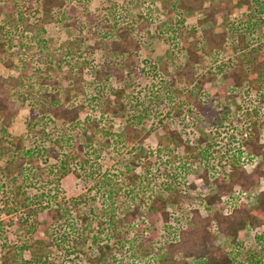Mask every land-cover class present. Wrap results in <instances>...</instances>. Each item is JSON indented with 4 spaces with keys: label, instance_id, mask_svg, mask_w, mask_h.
<instances>
[{
    "label": "trees",
    "instance_id": "obj_1",
    "mask_svg": "<svg viewBox=\"0 0 264 264\" xmlns=\"http://www.w3.org/2000/svg\"><path fill=\"white\" fill-rule=\"evenodd\" d=\"M93 1L91 5L81 4L78 0H22L21 3L3 0L0 3V13L7 17V20L0 24V58L10 67L18 64L20 68L15 75L2 76L0 79V89L3 93V96L0 94V119L7 121L16 113L13 108L15 104L7 102L15 94L24 101L28 95L35 93L32 103L36 104V107L34 104L32 107L28 105V127L36 135L33 146L22 151L17 149L0 169L14 186V189L9 190L8 187L0 185L1 190L5 187L7 192H10L7 205L20 203L26 214L25 223L23 222L25 239L17 237L16 240L10 241L5 237L1 243L0 264H38L41 257L35 260L27 259L24 257V251L31 250L35 242L41 244V233L56 220L70 222L79 219L82 223L85 222L83 236L80 238L85 239L91 233L89 226L93 222L80 207V204L84 203L83 199H58L61 193V179L72 170L65 164L89 167L87 164L91 151L100 149L102 142H110L117 136L133 143L143 135V123L155 114V110L140 103L134 93L129 91L130 80L136 73L135 64L138 63L141 35L148 33L149 22L112 18L109 12L116 10L119 0ZM97 1L103 5L96 6L94 3ZM243 6L246 7L245 11L240 8ZM184 11L200 12L203 23L216 25L222 19L226 28L214 32L213 28L209 27L202 30L199 41L190 43L188 38L195 35L197 30L183 29L182 25L184 26L186 21ZM167 13L172 16V23L169 25L174 28L172 38H179L188 53V58L182 59V66L172 74L170 84H173L174 90L173 96L168 99L172 101L175 96L184 95V100L178 104L179 107L189 105L203 118L211 123L215 122L220 117H217L218 111L213 108V100H220L222 103L231 99L235 95L233 89L254 77V74L258 73L260 77H264V49H260V52L253 49L242 51L228 63V69L219 66L218 71H211L205 70L199 43H207L204 54L211 57L213 55L216 62L217 55L225 47L227 39H235L240 44L256 34L264 36V0H171ZM234 15L239 20L238 27H234ZM54 20H59L65 27L72 29L66 40L62 41L51 32L48 26ZM84 44L91 48L95 46L98 51L101 49L106 56L105 61L92 64L84 55ZM4 56L7 57L4 59ZM163 70L164 73L172 72L168 66ZM222 71L224 83L220 90L216 91L213 97L204 98L202 92L205 85L222 74ZM84 74L92 78L97 97L90 101L74 103L73 95L84 94L85 86L81 84ZM16 90L18 91L14 93ZM39 112L40 116L37 114ZM117 117L124 118L126 122L119 134L114 133V125L110 122L111 118ZM56 119L63 120L66 126L52 132L48 138L53 145H47L46 141L42 140L43 136L47 135L44 132L45 127L49 121ZM38 126L41 128L37 130ZM68 127H72V130ZM163 128L164 133L158 138L160 147L176 143L173 148L177 155L174 156H178L182 149L187 152L189 160L203 163L202 177L205 183L213 182L217 191L201 197L196 206H189L190 197L186 195L187 192L177 189L171 178H165L160 187L168 192L171 202L176 205H188L183 217L190 224L180 226L175 238L163 240L159 228L152 230L151 226L159 221L168 224L172 212L167 208L168 196H160L153 191L148 198V205L153 210L134 205L123 216L139 231V234L127 240L134 249V258L141 260L154 254L158 264H257L258 260H264V233L257 236L258 248L251 257L253 259L247 262L238 259L232 252L233 249L228 251L226 245L216 243L223 235L226 240L229 239L239 247L242 234L250 229L252 221L257 220L258 225L264 228V189L258 192L253 206H249L243 199H235L231 202L230 210L225 211V197L233 190L238 187L240 191L248 192L255 189L261 179H264V152L260 143V130L254 125L251 131L242 132L243 150L238 149V156H229L225 164L214 167L208 156V148L202 146L204 142L207 143L205 137L187 140L170 125L165 124ZM87 133H90L92 143L88 144L85 136ZM12 142L17 145L15 141ZM244 154L248 157L246 161L242 159ZM30 157L34 158L32 162ZM50 157L59 159L64 165H58L56 171L51 168L46 172H38L40 177L37 178L36 172L43 170V163ZM136 165L135 161L129 160L125 163V168L119 170L121 178L129 185H136L135 187L142 180V175L135 171ZM27 167L35 174L27 173ZM39 179H44V189L51 185L54 194L49 201H53L54 205L43 207L40 201L39 205L34 203L48 195L44 193V189L36 192L34 197L27 195L28 186L36 184ZM95 184L107 192V200L112 199L110 208L113 209L115 197L121 195L113 187L112 178L103 174ZM191 185L195 186V183L192 182ZM129 190L132 191L133 188ZM121 198L123 199V196ZM11 209L9 207V210ZM95 217L98 224L103 225L102 228L110 231V235L103 237L102 231L96 234L92 241L97 245L99 253L94 257L88 255L87 258L93 264H102L101 260L108 257V264H118L117 256L110 253V249L113 243L116 244L120 240L121 235L130 231H118V223L122 220L118 221L114 214L105 218L97 215ZM43 219L44 221H41ZM140 219L141 224L138 222ZM114 237L118 240H113ZM103 238L105 240L98 241ZM121 246L124 244L121 243ZM189 258H193L194 262L191 263ZM42 264L53 263L43 260ZM126 264H129V261Z\"/></svg>",
    "mask_w": 264,
    "mask_h": 264
},
{
    "label": "rangeland",
    "instance_id": "obj_2",
    "mask_svg": "<svg viewBox=\"0 0 264 264\" xmlns=\"http://www.w3.org/2000/svg\"><path fill=\"white\" fill-rule=\"evenodd\" d=\"M2 1L0 0V3ZM13 1L21 3L22 0ZM78 2L91 5L94 1L78 0ZM170 2L171 0H119L116 10H110L109 13L112 18H122V20L125 18L140 19L141 22H149L148 33L145 32L141 35L142 42L138 51V63L135 64L136 73L130 80L129 91L134 93V97L140 103L148 105L153 111L155 110V114L143 123V135L133 143H128L124 138L117 136L110 142H102L99 147L100 149L91 151L88 156L89 163L87 164L90 168L87 166L84 168V166L73 163L65 164L66 167H70L72 170L61 179V193L58 199L62 198L67 201L73 197H81L83 199L84 203L80 204V207L83 213L89 216L90 221L93 222L89 226L91 233L85 239H80L83 236V225L85 222L82 223L79 219L70 222L56 220L48 229L41 233V244L35 242L31 250L24 251V257L27 259L35 260L41 257L38 264H42L43 260H47L53 264H93L91 260H88L87 256L94 257L99 253L97 245L92 241L94 236L101 231L103 237L106 234L110 235V231L102 228L103 225L98 224L95 216L105 218L114 214L118 221L122 220L120 224L118 223V231H130L127 234L121 235L119 241H117L118 238L116 237L112 238L117 242L116 244L113 243L110 253L117 256L118 264H126L127 261H129V264H158L154 254L141 260L134 258V249L127 240L139 234V231L136 229V226H133L132 222L130 223L127 219H124L123 216L134 205H138L141 208L149 207L150 210H153L148 205V198L153 191L160 196H168L167 198L169 199L168 192L160 187L165 178H171L174 181L172 182L173 185L177 189L187 192L186 195L190 197L189 206H196L199 204L201 197L217 191L213 182L209 184L205 183L201 174L204 167L203 163L189 160L187 152L182 149L178 156H174L177 155L176 150L174 151L176 143L168 147H160L158 138L159 135H163L165 130L163 126L165 124L176 129L187 140L197 139L200 136L205 137L207 143L204 142L202 146L208 148V156L214 167L225 164L229 156H238V149L241 148L243 150L241 133L251 131L254 125L260 130V143L263 145L262 151L264 152L263 75L260 77L258 73L254 74V77L246 80L242 85L235 87L233 89L235 95L231 99L225 100L222 103L220 100H213V108L218 111L217 117L220 118L212 123L210 120L203 118L189 105L187 107L185 105L179 107L178 104L184 100V95H177L174 100L169 101L168 97L173 96L174 90L173 84H170V82L172 83V74L175 69L182 66V59L188 58L187 50L183 48L180 39L172 38L174 28L169 26L172 23V16L167 13ZM94 4L96 6L100 5V7L103 5L102 2L98 1ZM240 8L242 11H245L246 7ZM183 14L186 19L184 26L182 25L183 29L189 30L190 28H195L197 30L195 35L188 38L190 43L199 41L202 30L209 27H212L214 32H220L226 28L225 22L222 19H220V23L213 25L212 23H203L200 12L184 11ZM4 20H7L6 15L0 13V24ZM233 21L235 23L234 27H238L237 24H240L239 20L235 17ZM48 27L62 41L66 40L72 32L70 27H65L59 20H54ZM87 42L89 43L90 41ZM206 44L204 41L199 43V48L203 53V64L206 66L205 70L211 69V71H214L217 69L218 71L219 66L228 69V63L238 57L242 51L253 49L260 52V49H264V36L256 34L250 37L248 41H243L240 44L235 39H227L225 47L217 55L218 60L216 59V62L213 60V55L211 57V55L204 54ZM82 50H84L85 57L94 65L105 61L106 56L104 52L101 49L98 51L95 46L91 48L84 44ZM6 57L4 56L3 58L5 59ZM14 61H16V56L14 57ZM167 66L172 71L171 73H164L163 68ZM19 69L18 64L10 67L0 58V79L2 76L15 75ZM112 80L114 82V78ZM222 83H224L223 71L222 74L220 73L205 85L206 87L202 92V96L204 98L213 97L215 92L220 90ZM81 84L85 86L84 94L81 96L73 95L74 103L82 100L90 101L97 97V91L93 88V80L88 74H84ZM114 84L116 85L115 82ZM1 91L0 89V94L3 96ZM34 95L35 93H32L33 97ZM32 96L28 95L26 97L27 100L24 99L23 101L21 97L19 98L15 94V96L7 101L15 104L13 108L16 109L14 110L16 113L12 115L11 119H7V121L0 119V169L4 167L5 160L10 155L12 156L17 149L20 148V151H22L33 146L36 135L29 130L27 123L30 116V107L28 105L32 107V104H34L32 103ZM34 107H36V104H34ZM37 114L41 115L40 112ZM83 117L84 114L82 113L81 119ZM110 120L111 124L114 125L112 128L114 133H121L126 123L125 119L117 117ZM63 126H66V124L61 119L49 121L44 130L47 135H44L42 140H45L47 145H53V142L48 138L49 135ZM40 128L38 126L36 129ZM68 129L72 130V127H68ZM85 136L88 144L92 143L90 133H87ZM12 141H15L17 145ZM30 158L32 162L34 158ZM242 159L246 161L248 159L247 155L244 154ZM258 159L256 158V160ZM129 160L135 161L137 164L135 171L142 175V180L138 182L139 185L137 187H135L136 185H129L119 175V170L124 169L125 163ZM58 165L62 166L64 162H60L57 158H48L47 162L43 163V170L36 172V177H40L38 172L41 171L46 172L51 168H54L56 171L59 168ZM27 168V173L30 174L32 172L30 175L35 174L31 168ZM103 174H108L112 178L113 187L121 195L115 197L114 203H112L113 209L110 208L112 199L107 200V192L95 186L96 180L100 179ZM192 182L195 183V186L191 185ZM0 185L8 187L9 190L14 189L13 184L8 181L3 171H0ZM44 185V179H39L36 184L28 186L27 195L34 197L36 192H41L44 189ZM50 186L44 189V193L50 194V196L48 197L47 195L44 199L36 200L34 203L38 204L40 201L43 207L49 204L54 205L53 201H49V198L54 194ZM5 187L2 189L3 191L0 187V252L2 250L1 243L5 237L10 241L16 240L17 237L20 239H25L26 237L23 228V222L25 223L24 219L26 217L24 213L25 208L20 203L17 205H7V196L10 192H7ZM132 188L133 190L130 191L129 189ZM261 189H264V179H261L255 189L248 192H242L237 187L225 197L227 202L225 211L230 210L231 202L235 199H243L249 206H253L256 203L257 194ZM122 196L123 199L121 198ZM187 206L176 205L169 199L167 208L172 212L171 221L168 224L159 221L156 225L151 226L152 230L159 228L158 230L163 240L175 238L177 236V229L180 226L190 224L183 217L185 207ZM9 207L12 209L9 210ZM41 221H44V219ZM138 222L140 223L141 219ZM185 222L186 224H183ZM260 233H264V228L258 225V221L255 220L252 221L250 229L243 232L242 239L240 240L242 243L238 244L239 247L231 243L229 239L226 240V237L223 235L217 239L216 243L226 245V250L228 251L233 249L232 252L238 259L247 262V260L253 259L251 257L258 248L257 236ZM102 240H105V238L98 241ZM121 243L124 246H121ZM108 259V257L104 258L101 260V263L108 264ZM189 260L191 263L194 262L193 258H189ZM258 261L257 264H264V260Z\"/></svg>",
    "mask_w": 264,
    "mask_h": 264
}]
</instances>
